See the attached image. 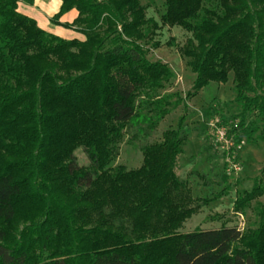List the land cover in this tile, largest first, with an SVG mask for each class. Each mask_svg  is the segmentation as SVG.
Listing matches in <instances>:
<instances>
[{"label": "trees", "instance_id": "trees-1", "mask_svg": "<svg viewBox=\"0 0 264 264\" xmlns=\"http://www.w3.org/2000/svg\"><path fill=\"white\" fill-rule=\"evenodd\" d=\"M20 1L34 3L0 0V264H264L261 202L256 227L179 231L196 211L177 173L188 106L161 93L173 72L148 58L143 41L158 23L141 0H62L52 22L84 40L41 28ZM165 5L163 23L194 38L183 50L195 75L188 96L232 72L240 121L230 132L253 140L264 127V0ZM72 9L74 21L61 22ZM181 104L177 127L142 147L139 168L112 165L130 125L152 131ZM81 146L88 166L76 162ZM263 175L238 211L264 195ZM19 218L27 225L10 236L3 223Z\"/></svg>", "mask_w": 264, "mask_h": 264}, {"label": "rangeland", "instance_id": "rangeland-1", "mask_svg": "<svg viewBox=\"0 0 264 264\" xmlns=\"http://www.w3.org/2000/svg\"><path fill=\"white\" fill-rule=\"evenodd\" d=\"M141 2L146 7L147 17L158 23V28L143 41L149 50L148 58L166 63L173 72L170 80L164 83L161 93H177L188 106L189 116L184 129L188 132L189 142L179 157L177 173L187 182L190 195L194 198L191 206L195 207L196 211L184 221L179 231L184 233L196 228L211 229L223 225L237 226L242 231L248 227H256L259 216L253 206L259 202L264 204V195L253 200L252 205L244 213L237 210L236 202L246 190H251L254 179L262 175L264 140L258 135L264 134V127L251 141L247 132L237 130L236 139L241 144L237 151V161L241 163L242 170L235 177L229 176L226 171L225 155L223 149L216 144L211 122L219 119L230 131L239 127L240 119L237 117L239 106L234 100L233 73H230L228 82L211 83L197 95L189 97L188 93L194 91L195 75L188 66V58L183 50L194 41L192 33L180 26L163 23L165 0ZM183 112L184 106L181 104L152 131L147 129L144 132L139 130V127L130 125L119 145V156L112 165H125L129 170L139 168L144 159L142 147L162 141L166 130L177 127ZM252 119L253 117H249L248 121ZM141 126L146 128L145 124ZM75 159L80 166L90 165L82 146L75 150ZM216 196L219 198L213 199ZM3 224L8 234L16 237L27 222L19 218Z\"/></svg>", "mask_w": 264, "mask_h": 264}, {"label": "crops", "instance_id": "crops-1", "mask_svg": "<svg viewBox=\"0 0 264 264\" xmlns=\"http://www.w3.org/2000/svg\"><path fill=\"white\" fill-rule=\"evenodd\" d=\"M62 0H34L33 4H29L26 1L19 2V11L33 17L37 20L38 25L56 35L64 38H79L84 39V35L74 29L66 28L62 25H58L52 22V17L60 10ZM78 16V11L72 9L60 18L61 22H73Z\"/></svg>", "mask_w": 264, "mask_h": 264}, {"label": "built area", "instance_id": "built-area-1", "mask_svg": "<svg viewBox=\"0 0 264 264\" xmlns=\"http://www.w3.org/2000/svg\"><path fill=\"white\" fill-rule=\"evenodd\" d=\"M211 130L214 132L216 144L223 149L227 164V174L235 177L241 170V163L237 161V151L241 144L236 139V134L225 128L219 119L211 122Z\"/></svg>", "mask_w": 264, "mask_h": 264}]
</instances>
